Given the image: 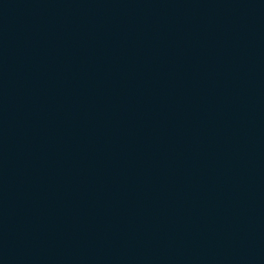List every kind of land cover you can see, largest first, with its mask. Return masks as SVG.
<instances>
[{
  "label": "water",
  "instance_id": "obj_1",
  "mask_svg": "<svg viewBox=\"0 0 264 264\" xmlns=\"http://www.w3.org/2000/svg\"><path fill=\"white\" fill-rule=\"evenodd\" d=\"M0 264H264V0H0Z\"/></svg>",
  "mask_w": 264,
  "mask_h": 264
}]
</instances>
